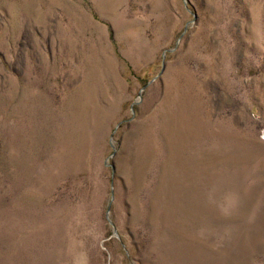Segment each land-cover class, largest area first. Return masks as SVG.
Returning <instances> with one entry per match:
<instances>
[{"label":"rangeland","instance_id":"obj_1","mask_svg":"<svg viewBox=\"0 0 264 264\" xmlns=\"http://www.w3.org/2000/svg\"><path fill=\"white\" fill-rule=\"evenodd\" d=\"M0 264H264V0H0Z\"/></svg>","mask_w":264,"mask_h":264}]
</instances>
